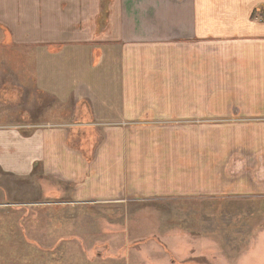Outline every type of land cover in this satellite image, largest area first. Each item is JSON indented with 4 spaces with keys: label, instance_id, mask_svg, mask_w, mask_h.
<instances>
[{
    "label": "crops",
    "instance_id": "crops-1",
    "mask_svg": "<svg viewBox=\"0 0 264 264\" xmlns=\"http://www.w3.org/2000/svg\"><path fill=\"white\" fill-rule=\"evenodd\" d=\"M42 99L109 126L90 163ZM0 110V172L77 203L260 202L264 0H0Z\"/></svg>",
    "mask_w": 264,
    "mask_h": 264
},
{
    "label": "rangeland",
    "instance_id": "rangeland-1",
    "mask_svg": "<svg viewBox=\"0 0 264 264\" xmlns=\"http://www.w3.org/2000/svg\"><path fill=\"white\" fill-rule=\"evenodd\" d=\"M40 102L36 121L45 125L51 114L64 122L52 127L68 129V143L90 163L109 126L71 120L72 109L56 99ZM41 170L0 172V264H264V200L77 203L68 185Z\"/></svg>",
    "mask_w": 264,
    "mask_h": 264
}]
</instances>
